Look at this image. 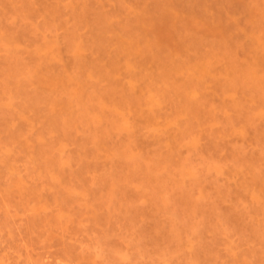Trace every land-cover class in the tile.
<instances>
[{"label": "rangeland", "instance_id": "374dc122", "mask_svg": "<svg viewBox=\"0 0 264 264\" xmlns=\"http://www.w3.org/2000/svg\"><path fill=\"white\" fill-rule=\"evenodd\" d=\"M0 264H264V0H0Z\"/></svg>", "mask_w": 264, "mask_h": 264}, {"label": "bare ground", "instance_id": "6f19581e", "mask_svg": "<svg viewBox=\"0 0 264 264\" xmlns=\"http://www.w3.org/2000/svg\"><path fill=\"white\" fill-rule=\"evenodd\" d=\"M109 81H110V80H109ZM111 81H112V80H111ZM196 82H197V81H196ZM190 83H191V82H190ZM190 83H189V84H190ZM113 84H114V83H113ZM193 84H194V83H193ZM193 84H192V86H193ZM198 84H199V86H200L201 83L198 82Z\"/></svg>", "mask_w": 264, "mask_h": 264}]
</instances>
